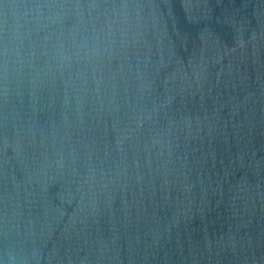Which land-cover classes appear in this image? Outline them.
Instances as JSON below:
<instances>
[{"label":"water","instance_id":"water-1","mask_svg":"<svg viewBox=\"0 0 264 264\" xmlns=\"http://www.w3.org/2000/svg\"><path fill=\"white\" fill-rule=\"evenodd\" d=\"M0 264H264V0H0Z\"/></svg>","mask_w":264,"mask_h":264}]
</instances>
